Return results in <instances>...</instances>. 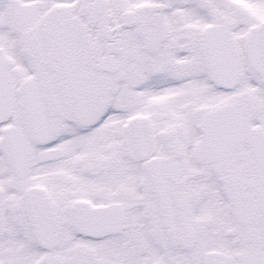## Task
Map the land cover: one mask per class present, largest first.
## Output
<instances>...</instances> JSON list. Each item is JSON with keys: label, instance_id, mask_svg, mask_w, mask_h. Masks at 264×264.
Returning a JSON list of instances; mask_svg holds the SVG:
<instances>
[{"label": "snow or ice", "instance_id": "1", "mask_svg": "<svg viewBox=\"0 0 264 264\" xmlns=\"http://www.w3.org/2000/svg\"><path fill=\"white\" fill-rule=\"evenodd\" d=\"M0 264H264V0H0Z\"/></svg>", "mask_w": 264, "mask_h": 264}]
</instances>
